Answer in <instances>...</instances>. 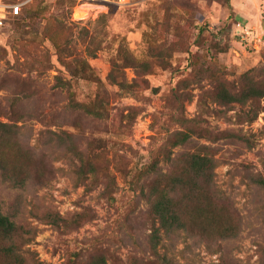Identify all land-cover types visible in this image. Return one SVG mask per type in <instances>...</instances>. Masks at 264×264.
<instances>
[{"label": "rangeland", "instance_id": "rangeland-1", "mask_svg": "<svg viewBox=\"0 0 264 264\" xmlns=\"http://www.w3.org/2000/svg\"><path fill=\"white\" fill-rule=\"evenodd\" d=\"M30 7L0 26V121L18 125L22 142L47 166L46 185L13 189L0 177V209L15 215L30 239L24 254L43 264H81L96 255L108 264H154L149 206L142 196L149 180L138 172L169 132L182 129L173 115L183 113L200 119L201 134L173 150L208 147L217 160L215 189L239 233L209 245L164 236L158 252L175 264H259L264 98L250 122L249 104L227 111L205 91L216 81L213 71L233 81L264 65V0H235L233 11L228 0H129L125 5L38 0ZM236 8L254 14L244 19ZM239 22L250 29L245 38L236 33ZM120 47L152 67L151 73L125 67L126 81H138L127 91L108 79L112 61L120 62ZM155 51L165 58L153 56ZM177 91L187 94L184 109L176 102ZM73 102L101 114L91 115ZM68 134L83 151L90 141L101 140L111 178L95 185L89 176L82 183L75 172L80 163L68 152ZM29 209L58 214L71 226L61 220L55 227Z\"/></svg>", "mask_w": 264, "mask_h": 264}, {"label": "trees", "instance_id": "trees-1", "mask_svg": "<svg viewBox=\"0 0 264 264\" xmlns=\"http://www.w3.org/2000/svg\"><path fill=\"white\" fill-rule=\"evenodd\" d=\"M36 1L38 0L31 3V7ZM228 7L233 11V5L229 0ZM29 10L25 8L20 17ZM232 11L229 16L233 15ZM52 40L61 51L59 38L54 36ZM119 52L120 62L112 61L108 79L119 89L127 91L137 86L138 81L135 80L133 84L126 81L125 67H142L146 73H151L152 67L148 62H137L128 49L120 47ZM153 56L161 59L166 55L163 51H155ZM211 76L215 77L216 81L212 90L205 92L214 103L225 107L227 111L233 109L232 107L237 103L249 104L252 112L249 121L252 122L257 118L261 110V100L264 98V65L250 69L233 81H227L215 71ZM59 83L65 84V81L59 78ZM176 97V102H179L184 109L183 103L187 99V94L177 91ZM200 102L201 105L206 103L204 95ZM73 105L91 115L101 114L85 103L73 102ZM173 119L182 129L169 132L162 145L151 155L150 162L143 165L138 172L139 175L149 180L147 188L142 190V196L149 206L148 216L151 224L149 241L158 258L154 264H175L172 257L158 252L164 236L174 239L182 235L184 239L189 238L209 245L219 240L234 238L239 233V229L232 220L234 216L229 214L230 209L222 202L215 189L217 160L208 147L201 145L192 151L179 154H175L173 150L177 146L187 144L194 135L201 134L200 119L187 118L183 113L173 115ZM67 138L69 140L68 152L73 153L80 163L75 172L81 177L82 183L89 176L92 177L95 185L104 177L110 176L111 178L109 165L105 164L106 155L103 154L101 140L90 141L88 149L83 151L73 141L71 135L68 134ZM45 168H47L45 162L38 157L34 148L20 139L19 126L0 121V177L2 181L10 188L21 190L31 184L46 185L48 182ZM116 168L119 170L118 167ZM123 174L126 175L127 172ZM258 182L264 186V178L258 179ZM79 185L80 183L77 186ZM29 213L58 228L63 220L58 214L47 212L40 215L31 209ZM64 222L67 226H71L69 222ZM84 222L85 220L79 224L82 225ZM26 234L24 226L16 222L15 215L4 214L0 209V264H43L28 257L22 251L24 244L30 240ZM81 264L108 263L104 256L96 255ZM259 264H264V247Z\"/></svg>", "mask_w": 264, "mask_h": 264}, {"label": "built area", "instance_id": "built-area-1", "mask_svg": "<svg viewBox=\"0 0 264 264\" xmlns=\"http://www.w3.org/2000/svg\"><path fill=\"white\" fill-rule=\"evenodd\" d=\"M35 0H0V26L4 25L9 19L20 17L25 8ZM129 0H117L119 4H128ZM250 30V29H249ZM241 22L236 24V33L241 38H245L250 33Z\"/></svg>", "mask_w": 264, "mask_h": 264}, {"label": "crops", "instance_id": "crops-1", "mask_svg": "<svg viewBox=\"0 0 264 264\" xmlns=\"http://www.w3.org/2000/svg\"><path fill=\"white\" fill-rule=\"evenodd\" d=\"M248 1H251V0H248ZM245 2H247V0H243V3H245ZM232 4H233V6L235 5V0H232ZM236 11L240 12L239 13L240 16H242L244 19H250L252 14H254L253 12H251V11L249 12V10H247L245 8L239 9V10L236 8Z\"/></svg>", "mask_w": 264, "mask_h": 264}]
</instances>
